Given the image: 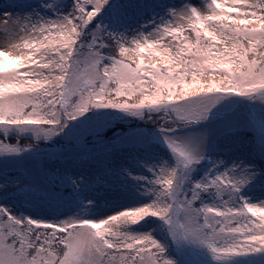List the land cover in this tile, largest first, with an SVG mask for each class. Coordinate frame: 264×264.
<instances>
[{"label": "snow or ice", "instance_id": "1", "mask_svg": "<svg viewBox=\"0 0 264 264\" xmlns=\"http://www.w3.org/2000/svg\"><path fill=\"white\" fill-rule=\"evenodd\" d=\"M0 9V264H264V166L229 155L256 125L264 159V0ZM256 102L258 116L237 110ZM130 120L152 127L90 153L95 177L65 170L67 194L40 179L51 174L42 163L32 178L9 171L83 159L47 150ZM116 152L128 158L115 163ZM128 191L133 203L97 212L101 197Z\"/></svg>", "mask_w": 264, "mask_h": 264}, {"label": "rangeland", "instance_id": "2", "mask_svg": "<svg viewBox=\"0 0 264 264\" xmlns=\"http://www.w3.org/2000/svg\"><path fill=\"white\" fill-rule=\"evenodd\" d=\"M12 2H23V0H9ZM30 1V0H29ZM193 2L195 4H197V6H199L201 3L204 2V0H193ZM179 3V2H177ZM3 40V36L0 35V42H2ZM257 103V107L255 108H251V109H244V108H239L237 109L238 112L240 114H250L253 116H258L259 115V102ZM142 127V128H151L152 125L147 123V122H143V121H113L111 122V124L105 126L104 128H100L97 129L96 131L99 132L98 136H95V133H93L90 130H84L82 131V133L78 134V137H73L71 144L68 141H61L59 144H55L53 145L50 149H48V152H52V153H56L57 155H59L62 151V145L64 148H73L74 152L73 154H79L80 157H83L84 159H87V157L89 156V154L91 153L92 155L98 157L99 155L102 154V150L104 149V145L106 144H110V143H115V134L116 133H124L127 132L129 128H135V127ZM111 129V131L109 133L106 134L107 130ZM240 130H245V131H249L252 133V135L255 138L256 141V146L258 147V140L259 137L261 135V130L258 126L254 125L253 127L247 129V128H242ZM87 139V143L84 145V150H81L80 145L84 142V140ZM15 140V139H14ZM96 140L98 141L97 143H94L93 141ZM11 143H15L14 141H9ZM29 143V141L24 142ZM50 143V142H49ZM41 147H45V144H41ZM110 151V149H109ZM162 155V153H161ZM229 155H240L238 154L237 150H229ZM242 157H248L250 159H252L255 163H257V165L259 166H264V159H254L252 157H249L247 155H240ZM128 158L127 156V152H116L113 154L112 159L115 160V163H123L126 159ZM38 159L35 162H29L28 164L22 166L21 168H15V167H10L9 171L10 172H18L17 175H25L26 172L25 170H27V174L29 175V178H32L31 173L33 172L35 166L37 164H43V166L47 163V159H45L44 157H38ZM94 166V165H92ZM50 173V172H49ZM97 173V171H96ZM96 173L91 174L90 177H95ZM13 177L16 175H12ZM62 176H59L58 181H54V177L52 176V173L48 176L45 177H41L40 179L43 180L44 183H51L52 186L62 192V187L63 185L61 184V178ZM104 197H101V203L99 208L97 209V212L99 214H105L107 212H110L111 209H109V204L105 203L104 201Z\"/></svg>", "mask_w": 264, "mask_h": 264}, {"label": "trees", "instance_id": "3", "mask_svg": "<svg viewBox=\"0 0 264 264\" xmlns=\"http://www.w3.org/2000/svg\"><path fill=\"white\" fill-rule=\"evenodd\" d=\"M12 1L9 0H0V4L3 3H11ZM29 2H35V0H30ZM168 3H177L180 2V0H166ZM4 9H0V11H3ZM8 11H13L12 9H9ZM187 34V33H186ZM105 54H110L109 52H105ZM111 129H108L106 134L109 133ZM14 141L15 140H11ZM255 141L254 136L251 132L245 131V130H239V138L235 141V146L229 145V150H237L238 154L240 155H247L249 157H252L254 159H262L259 155L258 147H255V150L250 147L253 145V142ZM27 142L22 141V143ZM256 142V141H255ZM102 155V154H101ZM99 155L98 158L101 156ZM128 156V154H127ZM80 157V156H79ZM112 159V157H110ZM86 159H80L77 158L75 161L71 159H65L64 161L61 160H54V161H47V163L44 165L46 171L52 173V176L54 177V181H58L59 176H63L65 174V170L68 171V174L72 173H79L83 172L87 176H91V174L96 173L97 167L92 163L85 162ZM94 165V166H92ZM12 175H17L18 172H10ZM73 179L77 178L76 176L72 177ZM62 192L66 193L65 186L62 187ZM254 196H260V189L257 188L253 194ZM134 196L135 193L132 191L128 192H117L109 195L107 198H104V202L108 203L109 209L113 210L120 207H126L129 204L134 202ZM26 211L32 212L34 214L38 215H44V214H51L52 209L47 207H29L25 205ZM250 215V214H249Z\"/></svg>", "mask_w": 264, "mask_h": 264}]
</instances>
